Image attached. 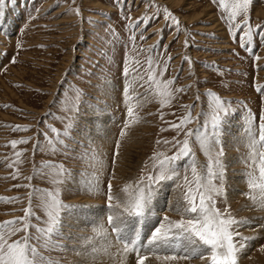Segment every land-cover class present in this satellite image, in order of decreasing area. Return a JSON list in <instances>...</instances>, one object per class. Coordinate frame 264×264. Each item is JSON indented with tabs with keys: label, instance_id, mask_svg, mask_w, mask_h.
<instances>
[{
	"label": "rangeland",
	"instance_id": "374dc122",
	"mask_svg": "<svg viewBox=\"0 0 264 264\" xmlns=\"http://www.w3.org/2000/svg\"><path fill=\"white\" fill-rule=\"evenodd\" d=\"M165 8L178 28L165 20ZM227 15L218 0H9L0 24V235L9 243L23 242L27 235L34 264H137V252L125 251L137 232L139 248L146 246L139 251L144 264H210V249L199 242L188 247L181 240V248L156 250L146 240L167 223L164 217L177 221L194 215L177 208L185 204V177L192 181L193 161L207 176L209 156L202 141L213 131V93L229 111L219 136L228 159L223 158L225 189L214 197L216 208L242 222L233 226L240 234L235 242L244 244L238 264H264L262 194L248 187L249 173L259 183L258 156L251 159L253 148L246 142L249 126L259 140L264 112V0H254L231 29ZM141 17L150 22H139ZM245 31L250 35L241 40ZM125 61L126 76L121 74ZM150 68L154 81L148 79ZM168 80V95L161 96ZM107 113L110 133L100 137L104 132L96 121ZM185 115L190 119L182 127L169 126ZM186 134L190 154L173 165L176 176L159 186L146 219L141 223L124 213L136 182L158 171L154 155L175 154L182 146L176 141L183 142ZM219 148L215 145L213 154ZM255 150L264 151V144ZM54 196L67 210L49 235L46 213ZM92 205L106 208L93 230L85 229L86 219L81 217L84 224L73 220ZM110 209L126 225L125 237L109 224ZM82 251L93 257L81 260Z\"/></svg>",
	"mask_w": 264,
	"mask_h": 264
},
{
	"label": "snow or ice",
	"instance_id": "6c2138e0",
	"mask_svg": "<svg viewBox=\"0 0 264 264\" xmlns=\"http://www.w3.org/2000/svg\"><path fill=\"white\" fill-rule=\"evenodd\" d=\"M9 0H0V24L3 23V18L5 15V5ZM12 3H15V0H11ZM216 2V0H214ZM254 3V0H218L219 8L224 12H227L228 15L225 18L229 22V28L232 27V22L235 21L236 17L241 13H247L250 5ZM79 14V10H75ZM165 20L173 21V24L176 27H179V22L176 17L168 11L167 8L164 9ZM151 19V18H150ZM139 22L149 23L150 20H144L143 17L139 18ZM243 24L248 25V19L245 18L242 21ZM138 26V24L136 25ZM236 27H240L239 24H236ZM258 27H260L258 25ZM162 32V30H161ZM230 34H232L230 32ZM250 35L249 31H245L243 36L240 37L241 40H244L245 37ZM134 39V36L131 37ZM145 37H141L144 39ZM186 46H187V42ZM242 47H246L245 44H241ZM185 60H189V57H185ZM167 64L165 63V69ZM130 69L125 61V66L122 71V75L126 76L129 73ZM163 73H161L162 75ZM148 79L154 81L155 76L151 68L149 69ZM172 81L168 80L165 82V89L160 92L161 96L168 95L167 93V84H171ZM157 86L159 84L157 83ZM260 90V89H258ZM176 91H181V89H176ZM127 89H125V93ZM214 103L216 105V114L213 115L211 121V127L213 129L212 133L202 141V143L207 146V154L209 160L207 163V176L204 177L202 174L198 173L197 165L195 161L192 162L191 172H192V181H189L185 177V186L186 192L184 194L183 200L185 202L184 206L178 207L177 211H182L184 214H194L191 218L180 219L177 221H171L168 217H164L163 221L158 226L151 231V235L148 240L149 245H154L156 250L161 248L165 249H176L183 247L179 242L181 240L185 241L188 247L196 245L199 242V245L210 249V264H238L237 254L242 251L244 244L237 243L234 240V237H239V233L233 230L234 225L242 223L241 221L235 219L230 214H227V211L221 212L216 208L215 196L220 195L224 192L225 185L224 181L226 178V169L223 164V156L225 155L223 151L222 141L219 139L220 134L223 131V124L226 121L229 111L227 108L222 106L221 100L218 96H215L213 93ZM166 101L162 100L161 104L163 105ZM191 107V106H189ZM127 114L131 117L133 114L132 107H128ZM190 119V116L185 115L180 124L170 123L171 128H180L184 123H187ZM259 140L253 136V129L251 126L247 129V135L249 138V143L253 148L251 154V159L255 162L258 156V171H259V183H257V178L252 177L249 173L248 187L250 189L259 188L262 194L261 207H264V151L258 152L255 150V145L257 143L264 144V112L259 116ZM250 124V122H249ZM19 128L20 126H16ZM190 134V133H188ZM186 138L183 142L176 141L178 151L171 155L158 154L154 155L153 159L156 161L154 167H158V171L155 174L149 173L146 177L141 176L140 180L136 182L133 191L130 193L128 200L125 202L123 212L129 214L130 216H135L137 218H142L145 216L146 211L150 209V206L153 202L154 196L158 191L159 186L163 182L172 181L176 176V168L173 165L177 164L179 161L189 156V142ZM123 135V132L121 133ZM168 143V141H163ZM13 145L18 143V141H12ZM159 143V141H158ZM219 144L220 148L218 151H215L213 154V149L215 145ZM163 158H160V157ZM213 180H219V186L213 183ZM192 184H195V187H192ZM130 186L125 187V191H128ZM109 189H111V184H109ZM198 196V202H197ZM113 199L112 195L109 194L108 200ZM71 208L72 206H68ZM111 208L112 205L109 204ZM62 210H67L64 208L62 203L55 196L52 197L51 203L48 205L47 210V228L46 232L51 235L59 229L61 224V213ZM26 216L30 215V210L25 209ZM24 219V218H20ZM108 222L110 225H113V231L119 236L121 228L116 226L117 220L120 219L119 215L108 216ZM16 221H8L6 224L15 223ZM30 227L28 223L24 224V229L27 232V229ZM20 229H17L19 231ZM38 231H45V229H38ZM140 239L139 233L135 234V237L131 239L130 243L132 245V251H136L138 255L137 264H144L145 257L139 255V249L136 248L137 241ZM247 239V238H243ZM175 241V243H173ZM128 241H126L125 251H128ZM146 247V246H142ZM184 250L187 252L188 248L185 247ZM197 248H192L193 254L197 251ZM35 252V248L31 247L28 244V236L26 235L23 238V242L20 240L9 243L2 235H0V264H34V261L29 258L31 253ZM174 259L175 257H170ZM201 259H204L201 256Z\"/></svg>",
	"mask_w": 264,
	"mask_h": 264
},
{
	"label": "bare ground",
	"instance_id": "6f19581e",
	"mask_svg": "<svg viewBox=\"0 0 264 264\" xmlns=\"http://www.w3.org/2000/svg\"><path fill=\"white\" fill-rule=\"evenodd\" d=\"M108 113L107 114H103V116L104 117H102V119H97V121H96V123H100V126H102V128H103V132L104 133H101L100 134V137H107L108 135H109V133H110V124H109V121H110V119L108 118ZM95 119V118H94ZM95 123V124H96ZM229 123H228V126L226 125V127H227V129L229 128ZM101 128V129H102ZM226 129V128H225ZM229 130H231V129H229ZM101 131V130H100ZM228 135V134H227ZM230 136V135H229ZM235 138V137H234ZM238 138V137H237ZM237 138H235V139H237ZM231 139V138H230ZM103 140V139H102ZM247 140H249L248 138L246 139V142H247ZM106 142V141H105ZM230 156V155H229ZM224 158V160L225 161H227L226 159H228V158H226L225 159V157H223ZM131 162V161H130ZM233 169V168H232ZM231 169V170H232ZM124 171H125V167H124ZM123 171V172H124ZM85 180V179H84ZM83 181V180H82ZM236 181V183H240L241 181H243V180H235ZM89 182V181H88ZM84 184V183H83ZM234 184H235V182H234ZM85 185H87V184H85ZM231 185V184H230ZM90 186V185H89ZM239 188V187H238ZM172 196H173V194H171ZM175 197H177V196H173L172 198H171V200H173V202L175 203H173V205H177V206H179V201H177V199L175 198ZM170 198V197H169ZM178 202V203H177ZM174 207H176V206H174ZM82 209H85V208H82ZM106 208H97L96 206H91V207H89V208H87V209H85V210H83V211H81V212H78L77 213V216H75V219H73L76 223L79 221V223L80 224H84V221L81 219V217L85 220L86 219V222L85 223H87V224H89L88 226H86V228L85 229H94L95 228V226H96V223L98 222V221H100V217H102L101 216V214L102 213H105L104 212V210H105ZM86 210H88V213L86 212ZM108 212H110L111 213V215H113V216H117V215H119V217H120V214H118L117 213V211H114L113 209H110V211H108ZM107 212V213H108ZM106 213V214H107ZM94 219V220H93ZM97 221V222H96ZM96 222V223H95ZM134 224H135V222H134ZM116 225L118 226V227H120L121 228V234H120V236H119V238H121V237H125V233L127 232L128 233V230H125L124 229V226H126L125 224H123V222H121L120 221V219L119 220H117V223H116ZM136 225V224H135ZM140 225V224H139ZM77 226H78V224H77ZM80 226V225H79ZM82 227V226H81ZM137 227H138V224H137ZM136 227V228H137ZM135 228V227H134ZM92 229V230H93ZM134 233H135V231H134ZM133 235V234H132ZM129 236V235H128ZM109 237V236H108ZM101 238V237H100ZM105 238V237H104ZM130 238H131V236H130ZM111 242L109 243L110 245H112L114 242H113V240L111 239V238H108ZM95 241H93V243H94V245H95V243H98V240H96V239H94ZM107 240V239H106ZM108 243V242H107ZM90 245V244H89ZM137 246H138V244H137ZM93 247V246H92ZM139 247V246H138ZM99 248V247H98ZM86 249V248H85ZM92 249V248H91ZM146 249V248H145ZM87 250V249H86ZM90 251V250H89ZM112 254V253H111ZM81 255H83V257L81 258V260H84V259H86L87 257H93L92 256V254H90V252H89V254H87V253H83V251H82V253H81ZM80 255V256H81ZM90 255V256H89ZM115 256V255H114ZM86 257V258H85ZM88 259V258H87Z\"/></svg>",
	"mask_w": 264,
	"mask_h": 264
}]
</instances>
